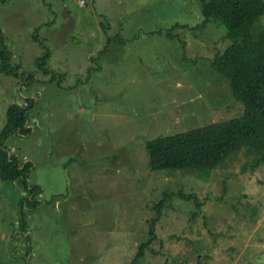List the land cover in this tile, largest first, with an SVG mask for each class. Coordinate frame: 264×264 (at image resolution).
<instances>
[{
  "label": "rangeland",
  "instance_id": "374dc122",
  "mask_svg": "<svg viewBox=\"0 0 264 264\" xmlns=\"http://www.w3.org/2000/svg\"><path fill=\"white\" fill-rule=\"evenodd\" d=\"M201 21L199 0L0 3L19 67L0 73V133L8 108L34 99L30 134L6 145L33 163L42 203L22 218L28 190L0 180V264H264V169L251 172L242 152L212 171L149 166V139L243 114L211 67L231 45L226 27L194 30ZM44 46L55 80L37 68Z\"/></svg>",
  "mask_w": 264,
  "mask_h": 264
},
{
  "label": "trees",
  "instance_id": "16d2710c",
  "mask_svg": "<svg viewBox=\"0 0 264 264\" xmlns=\"http://www.w3.org/2000/svg\"><path fill=\"white\" fill-rule=\"evenodd\" d=\"M199 5L202 21L194 30H203L213 21L226 27V38L231 45L215 54L211 67L228 79L233 98L243 105V114L184 133L149 139L146 143L149 166L152 170L212 171L228 161L233 153L242 152L250 159L249 170L255 173L264 169V29L256 32L254 28L264 16V0H199ZM166 36L172 38L171 30H167ZM111 40L108 38L107 42ZM44 49L45 54L37 61V68L55 80L56 73L47 67L51 51L45 46ZM10 60L11 54L0 31V73L17 78L19 67L12 66ZM28 79H33L32 75ZM26 102L24 106L13 104L8 108L7 121L0 133V180H21L30 194L22 202V218L26 214L23 207L36 209L42 205L36 200L41 186L29 182L28 172L33 163H22L6 145L9 135L31 132L28 123L36 103L34 99ZM159 219L157 214L150 222L149 238L139 247L135 262L156 239L154 226ZM23 225L27 229V224Z\"/></svg>",
  "mask_w": 264,
  "mask_h": 264
},
{
  "label": "crops",
  "instance_id": "0c3cea01",
  "mask_svg": "<svg viewBox=\"0 0 264 264\" xmlns=\"http://www.w3.org/2000/svg\"><path fill=\"white\" fill-rule=\"evenodd\" d=\"M261 181H262V182H264V180H261ZM199 259H200V257H199ZM196 264H201V263H200V261H199V262H198V263H196ZM211 264H212V263H211Z\"/></svg>",
  "mask_w": 264,
  "mask_h": 264
}]
</instances>
